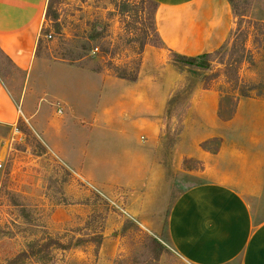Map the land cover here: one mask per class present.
I'll return each mask as SVG.
<instances>
[{
  "label": "rangeland",
  "instance_id": "374dc122",
  "mask_svg": "<svg viewBox=\"0 0 264 264\" xmlns=\"http://www.w3.org/2000/svg\"><path fill=\"white\" fill-rule=\"evenodd\" d=\"M147 1L52 0L51 11L58 20L53 23L44 17L37 56L120 79H136L142 71L147 78L164 79L165 85L177 87L182 107L179 116L163 121L159 137L163 155L157 158L163 181L157 182L159 170L151 172L152 187L126 185L139 161L130 149L140 148L147 136L126 139L120 130L125 124L114 115L108 116L112 120L103 117L108 126L104 131L101 118L92 121L81 111V106L93 103L101 114L105 91L95 99L90 92V100L75 91L70 99L73 118L66 116L67 108L52 99L60 96L63 72L53 67L48 72L53 87H37L31 74L24 88L23 74L0 55V79L18 115L14 126L0 130V264H152L145 254L146 237L166 247L158 264H187L172 249L166 231L175 199L184 189L219 178V173L205 177L208 173L202 171L205 163L207 172L216 163L219 168L216 158L221 149L234 168L238 160L254 165L257 146L264 154V0L235 1L227 43L211 59L209 70L198 71L195 78L185 68H175L169 53L166 57L148 53L159 48L143 44L146 38L157 43L149 28ZM94 34L97 38L90 42L88 37ZM196 86L199 92L214 94L217 110L208 104L211 97L199 108L189 109L183 103ZM120 94L109 92V101ZM240 101H255V128L250 123L254 112L244 107V123H230ZM36 108V118L29 124L21 110L29 117ZM53 111L57 117L65 115L56 137L45 122ZM254 130L260 138L257 146L251 138ZM251 200L263 217L264 191L258 200Z\"/></svg>",
  "mask_w": 264,
  "mask_h": 264
},
{
  "label": "crops",
  "instance_id": "0c3cea01",
  "mask_svg": "<svg viewBox=\"0 0 264 264\" xmlns=\"http://www.w3.org/2000/svg\"><path fill=\"white\" fill-rule=\"evenodd\" d=\"M47 1L0 0V55L23 74L24 88L31 74L35 75L38 87L51 84L52 80H49L47 74L52 71V67L63 72L65 75L58 81L60 96L52 99L67 108L66 116L72 117L73 108L70 107L72 105L70 99L73 98L75 91L82 92L84 98L89 100L93 99L90 92H94L95 99L97 93L100 98L99 92L105 91L102 115L97 111L98 107L92 108L93 103L89 104L90 106L86 104L81 106V111L92 121L98 122L101 118L104 131H108V126L103 117L112 120L108 116L114 115L122 120L121 123L124 122L125 127L120 130L126 139L132 140L139 134L147 136L140 148L133 151L130 149L139 161L134 170L136 173L126 185L133 188L144 186L147 188L149 184L148 186L152 187L155 177L150 174L151 172L158 174V170L160 176L157 182H162L163 167L157 159L159 155H163L159 137L164 119L166 123L168 122V118L165 117L168 101L177 87L165 85L164 79L147 78L142 71L135 81H128L114 78L106 73L93 72L61 62L50 63L41 59L37 56V45ZM152 1L157 4L155 30L162 48L147 51L148 53L159 57H166L165 52L197 57L217 51L229 38L233 28V14L226 0ZM171 77L174 80V76ZM112 91L121 94L116 100L109 101V92ZM58 93L59 91L55 92ZM211 93L199 92L196 86L188 99V108H199V103L208 102V98L211 97L208 104L211 109L217 110V99ZM24 100L23 93L20 99L21 106ZM54 102L50 104L53 106ZM89 107L92 111L85 112ZM241 107L254 112L250 123L255 128V101H240L230 123H244L243 118H246V115H241ZM16 108L17 105L0 79V130L3 126L12 127L18 122ZM33 110L29 117L21 110L23 118L29 124L36 118L37 108ZM54 113L55 111L49 119H45V122L47 129H51L54 132L53 136L56 137L61 134L65 125V115L57 117ZM109 123L111 124V121ZM236 127L238 129V125ZM255 134L254 130L251 138L253 144L257 146L260 144V138ZM48 138L53 144L52 137L48 136ZM53 145L55 148L56 145ZM47 147L54 153L52 148L48 145ZM223 151L224 149H221L220 158H216L221 162L220 165L218 164V169L216 163L207 172L208 167L205 163V171H202L204 174L208 173L205 177L214 172L219 173V178L184 189L171 205L166 223L168 241L175 253L187 264H234L235 262L264 264V216L260 217L259 208H255V200H251L252 198L258 200L261 191H264V154L261 156V150L257 146L253 155L254 165H247L246 161H243L245 164H241L238 160L237 169L224 159L226 154ZM164 169L167 177L169 170L167 166Z\"/></svg>",
  "mask_w": 264,
  "mask_h": 264
},
{
  "label": "trees",
  "instance_id": "16d2710c",
  "mask_svg": "<svg viewBox=\"0 0 264 264\" xmlns=\"http://www.w3.org/2000/svg\"><path fill=\"white\" fill-rule=\"evenodd\" d=\"M226 1L229 3L231 10L233 12L235 9L234 3L236 0H226ZM51 4H52V0H48L44 17H45V20L56 23V21L58 20V16L56 13L51 11ZM156 9H157V4L155 2H153L152 0H148L146 3L145 10L147 11V15H148V19H149L150 31L156 37L157 43L152 44V43L148 42V39L146 38L144 40L143 44L144 45L148 44L151 47L160 49V48H162V44H161L160 39L158 37V34L155 30V20L154 19H155ZM41 32L43 33V30ZM96 38H97V35L94 34V35H90L88 37V40L91 42V41H94ZM228 39H227V41H228ZM227 41H226V43H227ZM40 43H41V40L39 39V42L37 45V53H38ZM225 44L221 48H219L217 51H215L211 54H204V55L197 56V57H185V56H181V55H178L176 53H173V52H169V57H170L172 65L175 68H179V69L189 68V69H195L197 71L205 72V71L209 70V68L211 66L210 63L212 61L211 59L213 58V56L219 55L221 53V51L223 50ZM227 69H229V68H227ZM227 71H229L231 73V75L233 74L232 73L233 70L232 71L227 70ZM93 72H99V71L93 70ZM123 79L128 80V81H135V78H123ZM181 87H185V86H181ZM192 92L193 91H189V93H187V99L190 97ZM241 95H242V97H247L245 93H243ZM181 103H182L181 98L179 96H177V91H175L174 94L172 95V97L168 101L165 117L171 118V117L179 116L178 115V109H180V107H182ZM183 103L187 104L188 101L186 100ZM145 239H146V247H147L145 254L152 261V264H158L160 258L164 257V255L167 252L166 247L155 238L146 237Z\"/></svg>",
  "mask_w": 264,
  "mask_h": 264
},
{
  "label": "water",
  "instance_id": "95a60500",
  "mask_svg": "<svg viewBox=\"0 0 264 264\" xmlns=\"http://www.w3.org/2000/svg\"><path fill=\"white\" fill-rule=\"evenodd\" d=\"M184 70H185L186 73L190 74V76H191L192 78H195L196 75L199 73L198 71H196V70H191V69H189V68H185Z\"/></svg>",
  "mask_w": 264,
  "mask_h": 264
}]
</instances>
